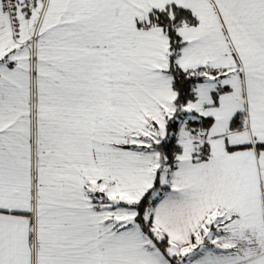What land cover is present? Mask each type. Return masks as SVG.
Segmentation results:
<instances>
[{
	"label": "snow or ice",
	"instance_id": "6c2138e0",
	"mask_svg": "<svg viewBox=\"0 0 264 264\" xmlns=\"http://www.w3.org/2000/svg\"><path fill=\"white\" fill-rule=\"evenodd\" d=\"M0 264H264V0H0Z\"/></svg>",
	"mask_w": 264,
	"mask_h": 264
}]
</instances>
